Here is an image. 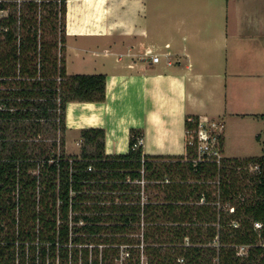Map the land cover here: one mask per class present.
Segmentation results:
<instances>
[{"label":"trees","instance_id":"16d2710c","mask_svg":"<svg viewBox=\"0 0 264 264\" xmlns=\"http://www.w3.org/2000/svg\"><path fill=\"white\" fill-rule=\"evenodd\" d=\"M66 18L67 0H0V264H264V154H145L132 129L109 155L93 127L66 152L67 104L107 79L67 72Z\"/></svg>","mask_w":264,"mask_h":264},{"label":"crops","instance_id":"0c3cea01","mask_svg":"<svg viewBox=\"0 0 264 264\" xmlns=\"http://www.w3.org/2000/svg\"><path fill=\"white\" fill-rule=\"evenodd\" d=\"M158 1H107L108 23L90 29V48L76 47L97 68L76 73L105 74L106 99L69 102L65 135L76 131L79 144L82 129L103 128L115 155L136 129L145 154L181 155L187 117L207 116L224 126V156L264 154V0H171V12L154 11ZM70 10L67 0V29Z\"/></svg>","mask_w":264,"mask_h":264},{"label":"rangeland","instance_id":"374dc122","mask_svg":"<svg viewBox=\"0 0 264 264\" xmlns=\"http://www.w3.org/2000/svg\"><path fill=\"white\" fill-rule=\"evenodd\" d=\"M108 0H68V5L70 7L71 11V19L70 24L68 21V29H67V18H66V52H65V57L67 58V50L68 46L67 44L71 45L69 47V54H68V61H69V71L71 73H76V72H87V71H92L91 68H96L95 67V62L96 60L92 57L95 54H91L90 51H80L76 50L77 45L85 46L88 47V43L91 44V40L93 37L91 36L92 30L91 28L99 27L106 22L108 23V17L103 16V9L106 7ZM104 3V4H103ZM103 4V5H102ZM102 5V8H101ZM172 1L171 0H159L158 5H156L154 8V11L157 10V7L159 10L163 8V10L170 11L172 10ZM98 8L100 10V14L102 15L101 18H97V13H95ZM102 12V13H101ZM8 12L7 11H2V15H6ZM100 15V16H101ZM154 22L150 20L149 22ZM150 22V23H151ZM155 23V22H154ZM77 28H84L87 30H83V35H79V33L76 31ZM71 30V31H70ZM73 30V31H72ZM85 31V32H84ZM79 35V36H78ZM90 48V47H88ZM80 53H82L80 55ZM95 60V62H94ZM95 63V64H94ZM95 70V69H94ZM97 70V68H96ZM224 135V133H222ZM78 137V133L76 131H72L67 135H65V142L68 139V149H66V152L70 154H80L81 152V146H82V139H80L79 144H75V139ZM60 143V142H59ZM252 144V141L247 140L245 143L242 145L244 146L245 149H248ZM248 147V148H246ZM254 150V149H253ZM252 150V151H253ZM255 151V150H254ZM260 154V152H257ZM244 158V157H241ZM256 169L254 166H250L249 170L253 172ZM231 210V209H230ZM242 251H245L244 249Z\"/></svg>","mask_w":264,"mask_h":264},{"label":"built area","instance_id":"2783aa9c","mask_svg":"<svg viewBox=\"0 0 264 264\" xmlns=\"http://www.w3.org/2000/svg\"><path fill=\"white\" fill-rule=\"evenodd\" d=\"M161 58V56L155 55L152 57V60L154 62H159ZM190 120L195 123V127L186 131L187 142L197 147L198 159L202 160L205 158L220 164L221 159L224 157V153L220 146L218 134L224 133V126L220 121L210 119L207 116H198V118L195 119L191 117ZM142 144L143 138L139 137L134 144V148H138ZM89 169H91V167ZM231 211H234V208H231ZM263 228V222L258 221L255 223V229L260 230ZM2 243L0 238V245ZM16 264H18V261Z\"/></svg>","mask_w":264,"mask_h":264}]
</instances>
